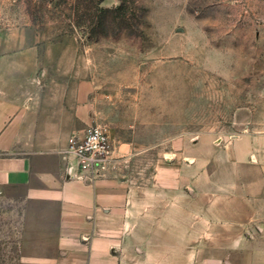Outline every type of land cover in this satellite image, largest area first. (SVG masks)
I'll list each match as a JSON object with an SVG mask.
<instances>
[{
  "label": "crops",
  "instance_id": "1",
  "mask_svg": "<svg viewBox=\"0 0 264 264\" xmlns=\"http://www.w3.org/2000/svg\"><path fill=\"white\" fill-rule=\"evenodd\" d=\"M42 40L0 28L8 264H264V176L244 165L252 143L233 139L224 153L193 160L183 143L152 174L116 165L94 183L70 177L66 150L94 121V85L81 80L78 53Z\"/></svg>",
  "mask_w": 264,
  "mask_h": 264
},
{
  "label": "rangeland",
  "instance_id": "2",
  "mask_svg": "<svg viewBox=\"0 0 264 264\" xmlns=\"http://www.w3.org/2000/svg\"><path fill=\"white\" fill-rule=\"evenodd\" d=\"M0 28L78 53L118 172L152 174L175 146L193 160L235 139L264 176V0H0Z\"/></svg>",
  "mask_w": 264,
  "mask_h": 264
},
{
  "label": "built area",
  "instance_id": "3",
  "mask_svg": "<svg viewBox=\"0 0 264 264\" xmlns=\"http://www.w3.org/2000/svg\"><path fill=\"white\" fill-rule=\"evenodd\" d=\"M66 157L68 175L89 183L107 176L119 159L109 132L99 125L74 133Z\"/></svg>",
  "mask_w": 264,
  "mask_h": 264
}]
</instances>
